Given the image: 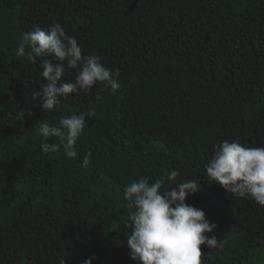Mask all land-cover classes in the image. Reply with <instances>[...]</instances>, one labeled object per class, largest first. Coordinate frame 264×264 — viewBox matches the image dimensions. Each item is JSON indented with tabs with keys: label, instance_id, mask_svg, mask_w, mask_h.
<instances>
[{
	"label": "trees",
	"instance_id": "16d2710c",
	"mask_svg": "<svg viewBox=\"0 0 264 264\" xmlns=\"http://www.w3.org/2000/svg\"><path fill=\"white\" fill-rule=\"evenodd\" d=\"M53 23L119 70L115 94L97 84L54 112L32 99L41 58L15 51ZM90 110L76 159L42 153L38 122ZM223 140L264 147V0H0V264H135L123 189L172 170L201 185L186 203L215 225L202 264H264V206L204 169Z\"/></svg>",
	"mask_w": 264,
	"mask_h": 264
},
{
	"label": "clouds",
	"instance_id": "9594fccd",
	"mask_svg": "<svg viewBox=\"0 0 264 264\" xmlns=\"http://www.w3.org/2000/svg\"><path fill=\"white\" fill-rule=\"evenodd\" d=\"M15 56H26L32 63L41 58L45 83L32 99L38 98L45 112H54L61 99L88 93L97 84L112 94L121 87L119 70L105 67L95 53L85 55L78 40L60 23L50 24L46 30L36 27L23 33ZM67 70L75 73L73 81L63 80ZM93 115L90 110L62 117L52 124L48 120L38 122L42 153L63 150L66 158L76 159L77 140L86 118ZM53 137L59 138L58 142L50 143L49 138ZM213 148V155L204 164L209 179L233 197L251 199L264 206V147H245L239 141L223 140ZM90 156V152L83 156L82 166L88 165ZM179 175L172 170L151 182L142 176L123 189V199L130 209L127 227L131 229L125 244L135 264H202L200 246L211 249L219 244L216 236L206 235L215 225L206 220L204 211L186 203L188 196L201 190V185L195 180L174 184ZM92 259L83 264H92ZM65 260L62 257L58 264H65Z\"/></svg>",
	"mask_w": 264,
	"mask_h": 264
}]
</instances>
